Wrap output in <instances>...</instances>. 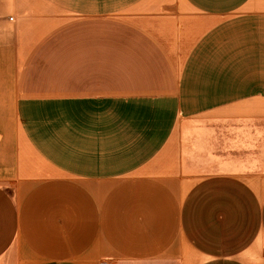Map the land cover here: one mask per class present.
<instances>
[{"label": "crops", "instance_id": "1", "mask_svg": "<svg viewBox=\"0 0 264 264\" xmlns=\"http://www.w3.org/2000/svg\"><path fill=\"white\" fill-rule=\"evenodd\" d=\"M0 264H264V0H0Z\"/></svg>", "mask_w": 264, "mask_h": 264}]
</instances>
